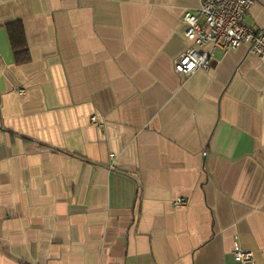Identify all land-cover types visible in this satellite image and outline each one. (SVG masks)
<instances>
[{"label":"crops","instance_id":"crops-1","mask_svg":"<svg viewBox=\"0 0 264 264\" xmlns=\"http://www.w3.org/2000/svg\"><path fill=\"white\" fill-rule=\"evenodd\" d=\"M200 5L0 0V264H264V63L176 74Z\"/></svg>","mask_w":264,"mask_h":264},{"label":"built area","instance_id":"built-area-1","mask_svg":"<svg viewBox=\"0 0 264 264\" xmlns=\"http://www.w3.org/2000/svg\"><path fill=\"white\" fill-rule=\"evenodd\" d=\"M256 0H201L196 13L185 12L182 23L188 48L173 63L174 72L189 77L198 70L209 71L211 54L215 50L224 52L241 46L264 63V35L244 25L245 18ZM97 125V118L90 120ZM176 206H184L182 200ZM234 261L252 264L253 254L235 244L232 250Z\"/></svg>","mask_w":264,"mask_h":264},{"label":"trees","instance_id":"trees-1","mask_svg":"<svg viewBox=\"0 0 264 264\" xmlns=\"http://www.w3.org/2000/svg\"><path fill=\"white\" fill-rule=\"evenodd\" d=\"M7 31L12 46V50L15 56L17 57L19 54L25 52V45H24L22 33L20 29L16 26L8 27Z\"/></svg>","mask_w":264,"mask_h":264}]
</instances>
